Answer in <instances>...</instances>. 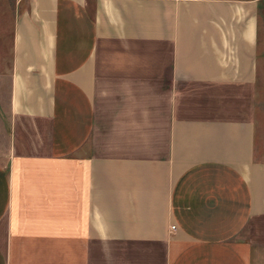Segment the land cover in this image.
<instances>
[{"label":"crops","instance_id":"1","mask_svg":"<svg viewBox=\"0 0 264 264\" xmlns=\"http://www.w3.org/2000/svg\"><path fill=\"white\" fill-rule=\"evenodd\" d=\"M0 1V264H264V0Z\"/></svg>","mask_w":264,"mask_h":264},{"label":"rangeland","instance_id":"2","mask_svg":"<svg viewBox=\"0 0 264 264\" xmlns=\"http://www.w3.org/2000/svg\"><path fill=\"white\" fill-rule=\"evenodd\" d=\"M4 2L0 1V8H6ZM1 15V14H0ZM2 16V15H1ZM264 18V10H263ZM10 18L7 14L0 17V156L7 151L8 142V128L11 122L10 114V80L9 75L4 74L2 62L5 63V59L8 57L9 44L3 41L1 36L4 35V29L10 30ZM262 49L260 51V62L262 67V76L258 86V123L262 139L264 136V19L262 21ZM4 57V58H3ZM4 59V60H3Z\"/></svg>","mask_w":264,"mask_h":264}]
</instances>
